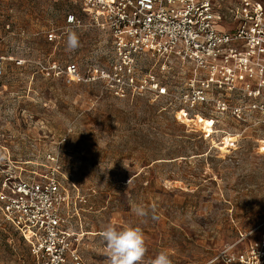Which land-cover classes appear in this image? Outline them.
<instances>
[{
	"label": "rangeland",
	"instance_id": "374dc122",
	"mask_svg": "<svg viewBox=\"0 0 264 264\" xmlns=\"http://www.w3.org/2000/svg\"><path fill=\"white\" fill-rule=\"evenodd\" d=\"M71 12L81 26L66 27ZM69 30L79 37L74 51ZM111 49L109 32L73 0H0V185L58 166L78 202L74 230L86 264H109L100 235L109 224L142 228L144 264L161 251L173 264H221L216 257L229 245L264 237V119L222 115L212 133L199 124L208 118L179 112L171 85L170 94L119 97L102 81L74 82L64 72L70 62L86 75L109 67ZM229 135L235 140L223 150ZM137 204L151 210L143 222ZM0 264H36L27 241L5 225Z\"/></svg>",
	"mask_w": 264,
	"mask_h": 264
},
{
	"label": "built area",
	"instance_id": "2783aa9c",
	"mask_svg": "<svg viewBox=\"0 0 264 264\" xmlns=\"http://www.w3.org/2000/svg\"><path fill=\"white\" fill-rule=\"evenodd\" d=\"M111 36V65L88 75L76 62L70 81H102L119 97L159 92L178 97L189 116L239 121L264 119V3L261 0H73ZM65 25H82L68 13ZM57 29L47 33L55 42ZM0 56V76L4 73ZM53 68L62 69L55 64ZM165 75L163 84L159 74ZM170 75V77H169ZM215 131H212L214 133ZM208 135L210 131L206 132ZM53 167L46 175H9L0 185V228H14L27 241L36 264H86L76 243L77 200ZM39 176V178H38ZM242 241V240H241ZM240 241V242H241ZM220 252L221 264H264V237L244 248Z\"/></svg>",
	"mask_w": 264,
	"mask_h": 264
},
{
	"label": "clouds",
	"instance_id": "9594fccd",
	"mask_svg": "<svg viewBox=\"0 0 264 264\" xmlns=\"http://www.w3.org/2000/svg\"><path fill=\"white\" fill-rule=\"evenodd\" d=\"M79 47V37L75 31L69 30L67 39V50L74 51ZM150 209L142 204H137L133 208V213L143 222L150 216ZM109 257V264H144L147 245L145 235L139 225H129L117 228L109 224L101 232ZM150 264H173L170 255L159 252Z\"/></svg>",
	"mask_w": 264,
	"mask_h": 264
},
{
	"label": "bare ground",
	"instance_id": "6f19581e",
	"mask_svg": "<svg viewBox=\"0 0 264 264\" xmlns=\"http://www.w3.org/2000/svg\"><path fill=\"white\" fill-rule=\"evenodd\" d=\"M199 117L202 118L203 116L200 115ZM210 121L213 123L212 120L205 119L203 121H200L199 124L201 125V128H205L206 130H210L212 132L214 129L212 130L211 128L212 123H210ZM235 136L229 135L227 138L228 139L227 142L226 143L224 142L225 146H223L221 149L225 150L226 148L230 147L229 142H233L235 140Z\"/></svg>",
	"mask_w": 264,
	"mask_h": 264
}]
</instances>
